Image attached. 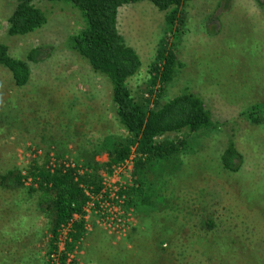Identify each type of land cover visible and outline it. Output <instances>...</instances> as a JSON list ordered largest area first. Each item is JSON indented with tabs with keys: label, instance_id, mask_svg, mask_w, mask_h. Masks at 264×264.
Instances as JSON below:
<instances>
[{
	"label": "rangeland",
	"instance_id": "1",
	"mask_svg": "<svg viewBox=\"0 0 264 264\" xmlns=\"http://www.w3.org/2000/svg\"><path fill=\"white\" fill-rule=\"evenodd\" d=\"M193 0L186 32L178 43L183 66L161 101L189 86L217 119V127L190 138L174 158L154 162L162 209L149 216L129 208L125 232H112L91 214L86 237L70 260L77 264H264V0ZM15 0H0V42L26 59L43 46L47 56L31 63L30 83L17 87L0 67V169H25L29 158L49 151L83 168L86 159L108 161L107 150L121 133L110 84L67 48L85 27L71 5L40 2L48 23L26 36L8 35ZM227 6V8H226ZM212 26L217 32L212 34ZM118 27L139 54L142 67L130 79L136 98L146 92L150 67L166 32L165 13L151 2L125 5ZM260 106L252 122L249 111ZM254 117V116H253ZM181 136H179L180 138ZM230 137L244 156L241 171H226L221 156ZM133 157L108 184L132 182ZM84 170V169H83ZM0 187V264H45L49 218L38 193ZM198 187V188H197ZM126 190V189H125ZM66 229L61 248L67 242Z\"/></svg>",
	"mask_w": 264,
	"mask_h": 264
},
{
	"label": "trees",
	"instance_id": "2",
	"mask_svg": "<svg viewBox=\"0 0 264 264\" xmlns=\"http://www.w3.org/2000/svg\"><path fill=\"white\" fill-rule=\"evenodd\" d=\"M15 1L16 7L8 20V35L12 37L26 36L48 23L47 12L37 3H64L76 9L85 27L68 38L67 48L85 60L111 87L112 104L121 133L114 137L110 146L104 143L92 154L95 156L107 150V162L101 163L92 157L85 160L83 168L78 165L67 167L63 154L56 152L54 165L47 151L44 155L31 156L24 170L16 164L0 169V187L24 188L27 181L32 180L28 191L41 197L39 204L49 218L50 234L45 264H77L75 260H69L87 233L84 213L89 197L86 189L99 193L103 188V172L111 175L133 157V183L124 191L125 203L149 216L165 204L164 198L158 197L160 181L150 166L176 157L187 148L191 137L217 127L213 112L189 86L182 87L169 100L161 101L183 66L178 43L186 32L187 6L193 0ZM144 1L151 2L165 13L166 32L150 67L146 92L136 98L129 81L140 72L142 61L120 33L118 15L123 6ZM223 1L228 5V0H222L218 9L223 8ZM216 32V27L212 26L211 33ZM46 56L44 47L37 46L28 52L26 59L18 58L11 55L5 42H0V67L11 74L12 81L19 88L31 81V63H39ZM259 110L258 105L250 109L252 122L262 120L255 117ZM221 162L223 168L232 173L243 167L244 156L233 137L228 140ZM65 229H68L67 242L61 248L60 238Z\"/></svg>",
	"mask_w": 264,
	"mask_h": 264
},
{
	"label": "built area",
	"instance_id": "3",
	"mask_svg": "<svg viewBox=\"0 0 264 264\" xmlns=\"http://www.w3.org/2000/svg\"><path fill=\"white\" fill-rule=\"evenodd\" d=\"M51 157V163L54 164L56 157L53 155H51ZM64 164L67 167L76 166L73 161L65 160ZM108 182L109 179L105 177L103 180V188L99 193H94L86 189V194L89 197L84 213L86 227L89 218H91V214H93L98 216V223L103 225L105 229L112 232H125L132 220L131 213H128L126 210L127 207L124 195L126 188L122 184L116 185L115 183L111 185L108 184ZM26 184L32 185V180H28Z\"/></svg>",
	"mask_w": 264,
	"mask_h": 264
},
{
	"label": "bare ground",
	"instance_id": "4",
	"mask_svg": "<svg viewBox=\"0 0 264 264\" xmlns=\"http://www.w3.org/2000/svg\"><path fill=\"white\" fill-rule=\"evenodd\" d=\"M198 188V187H197Z\"/></svg>",
	"mask_w": 264,
	"mask_h": 264
}]
</instances>
